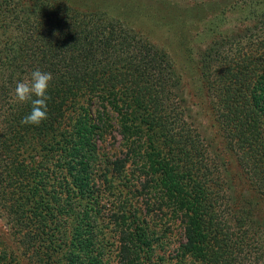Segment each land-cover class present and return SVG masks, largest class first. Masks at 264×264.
Wrapping results in <instances>:
<instances>
[{"label":"trees","instance_id":"obj_1","mask_svg":"<svg viewBox=\"0 0 264 264\" xmlns=\"http://www.w3.org/2000/svg\"><path fill=\"white\" fill-rule=\"evenodd\" d=\"M247 8L199 58L236 175L171 56L124 19L0 0V264H264V0ZM35 70L53 74L39 126L13 99Z\"/></svg>","mask_w":264,"mask_h":264},{"label":"rangeland","instance_id":"obj_2","mask_svg":"<svg viewBox=\"0 0 264 264\" xmlns=\"http://www.w3.org/2000/svg\"><path fill=\"white\" fill-rule=\"evenodd\" d=\"M81 5L104 7L163 48L183 78L189 104L202 134L226 156L236 175L239 171L225 148L204 88L200 53L224 34L243 29L247 6L256 0H77ZM241 188V184H239ZM0 238L9 239V226L0 214Z\"/></svg>","mask_w":264,"mask_h":264},{"label":"clouds","instance_id":"obj_3","mask_svg":"<svg viewBox=\"0 0 264 264\" xmlns=\"http://www.w3.org/2000/svg\"><path fill=\"white\" fill-rule=\"evenodd\" d=\"M52 80L51 72L35 70L30 79L16 83L13 99L17 103L31 104V111L21 121L22 124L39 126L48 118V90Z\"/></svg>","mask_w":264,"mask_h":264}]
</instances>
